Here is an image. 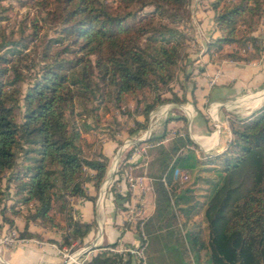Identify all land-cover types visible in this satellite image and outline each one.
<instances>
[{
  "label": "trees",
  "instance_id": "16d2710c",
  "mask_svg": "<svg viewBox=\"0 0 264 264\" xmlns=\"http://www.w3.org/2000/svg\"><path fill=\"white\" fill-rule=\"evenodd\" d=\"M15 1L31 8L32 16L28 32L24 21L18 34L6 32L1 23L6 6L0 0V201L12 184V210L24 218L18 236H41L28 230V223L37 221L45 228H66L59 245L70 244L92 226L72 217L71 199L93 200L84 182L97 189L108 163L107 155L82 136L98 123L95 109H106V100L117 106L125 96L141 93L146 118L160 103L185 100L169 83L182 59L184 34L175 23L188 15L187 0H113L112 6L106 0ZM210 7L218 34L206 42L207 50L246 41L258 48L252 32L264 0H211ZM171 118L146 140L161 138ZM227 119L230 136L220 152L199 150L198 155L185 131L150 147L145 174L154 208L143 229L148 243L160 242L158 252L168 260L175 259L176 249L165 240L181 236V248L191 250L196 261L204 251L199 264H264V97L247 117ZM136 125L143 128L145 122ZM86 148L92 150L86 154ZM174 167L215 172L194 174L205 184L201 200L188 203L187 187L175 191L181 182L172 177ZM108 190L115 201L128 200L127 189L118 193L111 184ZM18 203L26 206L24 213L14 209ZM5 209L1 205L0 213ZM177 212L191 218L181 234ZM199 212L196 219L188 215ZM134 259L128 252L99 251L85 264H133Z\"/></svg>",
  "mask_w": 264,
  "mask_h": 264
},
{
  "label": "rangeland",
  "instance_id": "374dc122",
  "mask_svg": "<svg viewBox=\"0 0 264 264\" xmlns=\"http://www.w3.org/2000/svg\"><path fill=\"white\" fill-rule=\"evenodd\" d=\"M111 6L114 5L113 0H106ZM211 0H187L186 9L188 11V15H186L183 19L176 22L175 24L179 29L183 32L184 37L182 39V59L179 62L178 69L176 72L175 78L169 83L170 89H172L176 94L181 95L184 97L185 100L183 101H169L160 103L153 107L152 109L148 110L146 114V118L142 113L143 101L141 100V93H138L137 96H125L119 105L115 106L111 104L109 100H106V109L104 106L95 109V112L98 116V123L95 127L90 128L86 132H82V136L87 141H92L93 146L92 149L100 150L108 157L107 167L111 163V160L115 153H119V146L122 143L124 138H131L135 136H139L142 133L148 134H159L163 129L164 120L167 117H173L167 121L165 125V133L162 135L161 138L156 140H150L151 142L158 141L163 139V142H166L173 134V132L183 133L185 131L188 133V136L191 137L192 129H188L187 127V118L185 120L181 119L180 116L186 111L191 109V115L189 118L194 115V105L190 102L194 99V95L192 94V80L190 78V67L193 64L188 65L189 61L192 62L195 59L199 58V53L201 49L205 50L206 41L209 38L214 37L218 34V29L214 27L212 22V9L210 7ZM2 5L6 6V10H4V14L7 15V18L2 20L1 23L4 24L5 31L9 32L10 30H14L15 34H18L20 24L24 21L27 24L25 27V33L30 30L29 19L32 16V9L27 8L25 6L19 5V3L15 0H2ZM240 29H243L242 25L238 26ZM243 30H239L238 34L243 33ZM50 34V32L48 31ZM245 33V32H244ZM253 35L256 36V44L258 48L255 49L250 41H246L243 44H239L237 42L226 43L222 46V48L216 51L214 58L224 59L229 62H235L241 64V66L249 65L251 67H255L256 71L264 70V12L259 17L257 21V25L252 32ZM54 48H52L53 50ZM210 51H206V56L210 58ZM232 52L234 55L240 57L231 58L230 56L226 55V53ZM244 57V58H243ZM207 59V58H206ZM202 60H198L196 64L200 65ZM202 64V63H201ZM238 65V64H236ZM247 67V66H246ZM187 73L188 79H184V74ZM192 88L190 89V87ZM226 92H230L231 95L226 97V99L220 101H205L203 110L204 115H206L205 120L208 123V129L206 131L207 134L213 132L211 136L216 137V133L219 136H223L224 134L228 133V116H232L237 120L241 119L242 117H247L252 110L256 109L261 103L257 104L254 107H245L244 100L247 99L249 93L238 94V93H231V88L226 87ZM260 90V92H259ZM253 92V91H251ZM256 94H260L264 97V86L259 87ZM164 95H169L168 91L163 92ZM193 95V96H192ZM262 97V100H263ZM191 104V105H190ZM214 104H219L218 111L214 114ZM87 106L90 105L89 103L86 104ZM166 106V109L160 113V107ZM225 105V106H224ZM186 106V107H185ZM189 108H188V107ZM193 106V107H192ZM227 107V108H225ZM211 110L213 111L211 113ZM17 116L19 117L21 114V108L18 107ZM160 113V114H159ZM213 114V115H212ZM226 115V116H225ZM225 116V117H224ZM213 117H215L219 121V126L214 125ZM224 118L227 122L224 124ZM92 116L88 115L87 120H91ZM175 120H178L175 121ZM145 122V126L143 128L138 127L136 123ZM170 122V124H168ZM221 122L223 125H221ZM218 124V123H217ZM136 129L134 133H130V129ZM190 134V135H189ZM210 136V137H211ZM230 136V135H229ZM168 137V138H165ZM229 138V137H228ZM197 147L194 148L190 146L198 155H201L200 151L203 153L208 152H220L219 145H213L208 148H202L198 143L192 140ZM201 148V149H200ZM92 149L86 148L85 153L88 154ZM200 150V151H199ZM119 160L117 163L119 175H122L124 171H129L133 176H141V174H145L147 169L146 163L149 159L150 148L147 150V157L141 158L136 155H132L129 150L123 149L119 153ZM131 154V155H130ZM18 166H21L22 163V156L21 152L17 157ZM204 167L203 165H198V167ZM199 174L203 176L213 175L215 172L210 170L204 169H197L194 167L192 170L188 171L189 177L186 181L179 183L178 188L175 189L176 192L182 190L183 187H187L188 190L185 191V194L188 196V203H193L194 201H198L202 199V194L205 192V184L202 183L200 179L194 180V174ZM146 175V174H145ZM147 176V175H146ZM123 178V177H122ZM120 177V182L124 185L127 184L124 179ZM143 180L141 179V182ZM152 189V184L148 177V181L144 180L143 184L148 183ZM128 190V189H127ZM129 191L128 197V207L131 206L132 202H134L133 206L138 203L139 198L136 201V194L135 192L130 194L132 191ZM132 197V198H131ZM125 200V199H124ZM14 198L12 197V184L9 188L8 192H5L2 195V199L0 201V206L5 205L6 209L3 213H0V264H12V260H9L5 254L7 249H12V228L16 227L15 221L12 225V218L20 220V223L24 220L22 214L16 213L12 210V203ZM126 201V202H127ZM181 205H183L181 203ZM185 205V204H184ZM14 209L23 210L25 212V205L18 203L15 205ZM127 209V208H126ZM191 215L193 219L200 217V212L196 214H188ZM58 218V215L55 214ZM3 217H7L11 221H5ZM190 217V216H189ZM187 217L183 213L177 212L176 226L180 228V234L188 227L191 222V218ZM59 221L63 224V219L58 218ZM37 222V221H33ZM185 222V223H184ZM38 223V222H37ZM184 223V225H182ZM39 224V223H38ZM56 227H51L49 229H54ZM135 230L137 232V227L135 224ZM14 231V230H13ZM18 235V231H15ZM179 234V235H180ZM5 237L11 239V241L5 240ZM181 236L177 237V240H173V238L166 239L165 241L169 245H173L176 249V256L175 259L172 258L168 260L167 257H163L162 252H158V248H160L159 241H152L149 243L147 242L146 246L143 249V255L145 259V264H147V260L149 264H189L193 261L197 264L202 263L204 259V251H200L197 261L194 259L193 252L188 250L187 248H181ZM72 242V240H71ZM70 242V243H71ZM149 244V245H148ZM180 244V245H178ZM66 249H61V252L69 254L76 252L79 250V247L83 246L79 243L75 242L74 244H66ZM68 254V253H67ZM62 255V254H61ZM64 261V260H63ZM182 261V263H181Z\"/></svg>",
  "mask_w": 264,
  "mask_h": 264
},
{
  "label": "crops",
  "instance_id": "0c3cea01",
  "mask_svg": "<svg viewBox=\"0 0 264 264\" xmlns=\"http://www.w3.org/2000/svg\"><path fill=\"white\" fill-rule=\"evenodd\" d=\"M205 41L207 42V39H205ZM206 51L207 45L205 50H203V48L201 49L199 58L192 62H188V65L193 64V66L190 67V78L193 88L191 86L190 89L192 88V94L194 95V104L192 102L190 103L194 105L195 113L189 118L191 109L187 106L189 111H185L181 116L187 118V127L188 129H192L191 135L189 134L191 140H194L202 148L219 145V151H221L225 147L226 141L230 135L229 129L227 128L228 133L223 136H219L216 133V137H213L211 136L213 132L209 134L206 133L209 126L205 120L206 115H204L203 110L204 102L207 100L218 102L226 99V97L231 95L230 92H226L225 90L226 87H229L231 88V93H249L247 99L244 100L245 107L250 108L257 106V104L262 102L263 97L260 94H256V91H258L259 87L264 86V70L261 69V71H256L255 67L249 65L244 67L239 63L229 62L224 59L221 60L216 57L214 58L216 51H210V58L205 57ZM198 60H202V64L200 63V65H197L196 62H198ZM215 73H218L217 78L214 82L210 83ZM186 78L188 79L187 73L184 74V79ZM169 102L172 103L171 101ZM218 105L219 104H214V114L218 111V107L220 106ZM166 106L167 105L159 108L160 113L166 109ZM212 112L211 110V113ZM175 121L178 122V120ZM226 122L227 120L224 118L223 123L225 124ZM223 123L221 122V125H223ZM168 124H170V122ZM141 175L144 176L142 178L143 181L138 187L132 190L130 195L134 197L132 194L135 192L136 201L139 198V201L143 202V215L146 219L153 211L154 195L149 186V182L143 184L144 180L148 181V177L145 174ZM111 184L113 190L118 193H124L126 191L125 185L120 182L119 173H113L109 167H106L103 179L97 189L93 188L90 181L84 182L87 191L94 195L93 200L84 197L71 199L72 217L82 221L92 222L91 229L85 236L80 239L75 238L70 243L74 244L77 242L83 245L79 247V250L74 252V260H65V257L60 253L61 249L66 247V244L59 245L61 243V233L64 232L66 228L49 229L33 221L28 223V230L39 232L41 236L26 237V240H23L25 237H20V239L12 244V249H7L4 255H6L9 260H12V264H62L63 260V264H85L90 256L99 251H105L103 247L106 245L130 248L137 247L139 236L135 230L136 222L126 219L128 201L125 202L124 199L115 201L111 191L108 190ZM14 221L16 227L12 228V231L21 230L24 226V220L21 223L18 219H14ZM105 252L110 253L108 251ZM130 254H132V257H135L132 263L138 264L137 257L133 253Z\"/></svg>",
  "mask_w": 264,
  "mask_h": 264
},
{
  "label": "built area",
  "instance_id": "2783aa9c",
  "mask_svg": "<svg viewBox=\"0 0 264 264\" xmlns=\"http://www.w3.org/2000/svg\"><path fill=\"white\" fill-rule=\"evenodd\" d=\"M218 73H215L214 76L212 77V79L210 80V83L214 82L217 78ZM213 115V114H212ZM214 120V125L217 127L219 126V121L213 117ZM218 123V124H217ZM175 133L173 132L172 135H174ZM148 136V134H146L145 132L142 133L139 136L136 137H132V138H124L122 140L121 145L119 146V153L121 150L126 149L129 150L130 153L132 155H136L138 157L146 158L147 157V150L148 148H150L151 146H153L154 144H157L159 142H163V139H160L158 141H154L151 142L149 140H146V137ZM168 138V137H165ZM118 151L117 153H115V155L113 156L111 163L109 164V169L113 172V173H117L118 172V167H117V163L119 160V154ZM130 154V155H131ZM122 179H124L126 181L127 184V189L132 191L133 189H135L136 187H138L141 184V179L144 176H133L130 174V172L124 171V173L122 175H119ZM172 177L173 179H176L178 182H184L188 179L189 174L188 171L182 168H177L174 167L172 170ZM126 188V185H125ZM134 202H132L131 206H129L126 210V219L127 220H132L134 222H136V227H137V233L139 236V243L137 247L134 248H130V247H115L113 245H106L103 247V250L108 251L110 253H133L138 260V264H145V259H144V255H143V249L147 244V237L145 234V231L143 229V223H144V215H143V202L142 201H138V204H136V206L134 205ZM20 239V236H18L16 234L15 231H12V244L16 241ZM27 238H23V240H26ZM5 240L7 241H11L10 238L5 237ZM66 249V248H63ZM62 249V250H63ZM60 253L63 255V257H65L66 259H75V255L74 253L69 254V252L64 253L61 252Z\"/></svg>",
  "mask_w": 264,
  "mask_h": 264
},
{
  "label": "bare ground",
  "instance_id": "6f19581e",
  "mask_svg": "<svg viewBox=\"0 0 264 264\" xmlns=\"http://www.w3.org/2000/svg\"><path fill=\"white\" fill-rule=\"evenodd\" d=\"M259 97H260V96H259ZM259 97H258V98H259ZM258 98H257V99H258ZM252 99H253V98H252Z\"/></svg>",
  "mask_w": 264,
  "mask_h": 264
},
{
  "label": "water",
  "instance_id": "95a60500",
  "mask_svg": "<svg viewBox=\"0 0 264 264\" xmlns=\"http://www.w3.org/2000/svg\"><path fill=\"white\" fill-rule=\"evenodd\" d=\"M62 262L64 263V261H62ZM63 263H62V264H63Z\"/></svg>",
  "mask_w": 264,
  "mask_h": 264
}]
</instances>
